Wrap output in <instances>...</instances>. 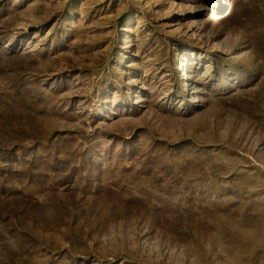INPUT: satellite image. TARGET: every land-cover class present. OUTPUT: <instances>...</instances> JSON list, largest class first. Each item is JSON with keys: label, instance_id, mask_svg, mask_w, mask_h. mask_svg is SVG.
Wrapping results in <instances>:
<instances>
[{"label": "rangeland", "instance_id": "374dc122", "mask_svg": "<svg viewBox=\"0 0 264 264\" xmlns=\"http://www.w3.org/2000/svg\"><path fill=\"white\" fill-rule=\"evenodd\" d=\"M0 264H264V0H0Z\"/></svg>", "mask_w": 264, "mask_h": 264}]
</instances>
